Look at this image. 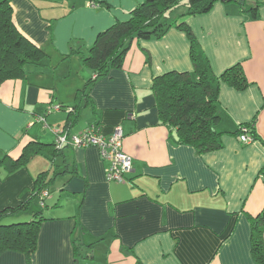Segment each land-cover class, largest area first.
<instances>
[{"label": "crops", "instance_id": "0c3cea01", "mask_svg": "<svg viewBox=\"0 0 264 264\" xmlns=\"http://www.w3.org/2000/svg\"><path fill=\"white\" fill-rule=\"evenodd\" d=\"M8 1L17 30L45 57L0 85V161L35 153L18 170L0 162V210L26 203L43 172L50 195L43 208L35 200L6 215L24 222L42 210L44 219L31 261L8 250L0 264H260L250 219L264 213V0L168 13L172 25L164 36L134 39L122 68L92 83L89 102L83 90L96 72L83 56L100 32L146 0ZM180 22L191 27L216 75L241 63L250 82L244 90L221 85L215 128L222 147L213 151L178 142L160 123L154 78L194 72ZM55 103L79 112L71 133L97 124L111 135L122 126L123 149L133 158L127 182L107 180L109 163L95 146L54 150V134L37 117L68 125L72 110L47 112ZM252 121L257 140L244 144L238 130Z\"/></svg>", "mask_w": 264, "mask_h": 264}, {"label": "trees", "instance_id": "16d2710c", "mask_svg": "<svg viewBox=\"0 0 264 264\" xmlns=\"http://www.w3.org/2000/svg\"><path fill=\"white\" fill-rule=\"evenodd\" d=\"M219 1L235 0H146L131 12L129 19L118 21L100 32L93 46L83 56L84 64L96 72V77L92 78L83 90L86 101L89 102L90 87L98 77L108 75L112 69L122 68L125 55L134 39L164 36L172 25L168 13L182 6V15L207 13ZM238 1L245 4V0ZM177 27L186 33L191 42L194 72L171 71L154 78L152 90L157 101L160 123L171 127L170 131L176 134L178 142L193 145L199 152L213 151L222 147V132L215 128L221 120L218 108L221 85L244 90L250 82L241 63H236L222 74L216 75L191 27L186 22H180ZM44 57V52L17 30L12 20L10 2L1 0L0 85L8 79L24 77L26 67L42 64ZM78 117L79 112L73 108L69 112L70 122L65 127L71 128V124L75 123ZM252 124L253 121L244 125L251 127L250 134L257 140ZM95 126L98 128L97 124ZM241 127L242 125L238 130L239 134ZM54 150L61 151L55 147ZM33 154L35 153L24 151L19 160L9 162L5 157L0 162L5 163L7 170H18L27 166ZM46 175L47 172H43L36 178L31 198L26 203L18 208L0 210V255L8 250L18 251L26 254L31 261L38 247L40 225L44 219L42 210L36 212L35 219L30 221L4 224L2 220L6 215L28 207L43 189H49ZM250 220L252 255L257 263L264 264V213Z\"/></svg>", "mask_w": 264, "mask_h": 264}, {"label": "built area", "instance_id": "2783aa9c", "mask_svg": "<svg viewBox=\"0 0 264 264\" xmlns=\"http://www.w3.org/2000/svg\"><path fill=\"white\" fill-rule=\"evenodd\" d=\"M91 4L96 6L95 3ZM63 109L72 110L71 107H64L61 104L55 103L48 107L47 112L52 113ZM37 121L42 123L45 128L50 129L54 134V147L56 149L61 150L66 146H95L99 151L100 157L109 163L106 168L107 180L119 183L127 182V175L133 169V158L123 149L124 131L121 125H117L111 135H105L94 124L79 133H71L65 126H50L47 123L45 115L38 116ZM250 130L251 127L248 125H242L239 134L240 142L249 144L255 141L250 134ZM49 195L50 191L47 188L38 194L39 207H45V201Z\"/></svg>", "mask_w": 264, "mask_h": 264}, {"label": "rangeland", "instance_id": "374dc122", "mask_svg": "<svg viewBox=\"0 0 264 264\" xmlns=\"http://www.w3.org/2000/svg\"><path fill=\"white\" fill-rule=\"evenodd\" d=\"M87 110H90L89 108ZM85 117V113L83 114V117H82V120L84 119ZM35 200L37 199H34L31 204L34 202L35 203ZM36 204V203H35ZM36 206V205H34ZM39 207V206H38ZM40 208V207H39ZM20 221H23V218H20V219H17V218H13V217H10V216H6L4 217V219L2 220V223L4 224H11V223H15V222H20Z\"/></svg>", "mask_w": 264, "mask_h": 264}]
</instances>
